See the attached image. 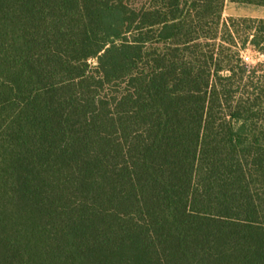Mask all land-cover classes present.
<instances>
[{"label": "trees", "instance_id": "1", "mask_svg": "<svg viewBox=\"0 0 264 264\" xmlns=\"http://www.w3.org/2000/svg\"><path fill=\"white\" fill-rule=\"evenodd\" d=\"M226 1L0 0V264H264V19Z\"/></svg>", "mask_w": 264, "mask_h": 264}, {"label": "rangeland", "instance_id": "2", "mask_svg": "<svg viewBox=\"0 0 264 264\" xmlns=\"http://www.w3.org/2000/svg\"><path fill=\"white\" fill-rule=\"evenodd\" d=\"M253 18V19H264V7L251 5V4H239L233 3L229 0L226 1L223 19L227 20L229 18ZM243 59L251 67L257 65L264 61V55H260L255 52L252 48H248L243 53ZM9 234H13L11 230L8 229Z\"/></svg>", "mask_w": 264, "mask_h": 264}]
</instances>
